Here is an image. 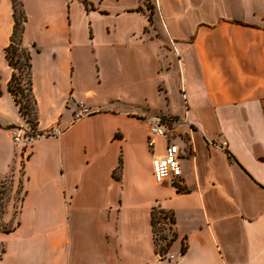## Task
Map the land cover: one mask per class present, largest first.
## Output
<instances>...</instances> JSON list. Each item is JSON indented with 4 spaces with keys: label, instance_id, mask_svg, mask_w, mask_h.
I'll return each mask as SVG.
<instances>
[{
    "label": "crops",
    "instance_id": "0c3cea01",
    "mask_svg": "<svg viewBox=\"0 0 264 264\" xmlns=\"http://www.w3.org/2000/svg\"><path fill=\"white\" fill-rule=\"evenodd\" d=\"M22 2L34 128L59 134L11 142L23 119L0 0V184L23 177L0 264H264V0H155L167 48L143 0ZM79 105L90 113L74 118ZM151 116L172 122L177 188L153 181ZM155 206L174 218L162 257Z\"/></svg>",
    "mask_w": 264,
    "mask_h": 264
},
{
    "label": "trees",
    "instance_id": "16d2710c",
    "mask_svg": "<svg viewBox=\"0 0 264 264\" xmlns=\"http://www.w3.org/2000/svg\"><path fill=\"white\" fill-rule=\"evenodd\" d=\"M13 26L9 38V44L4 49V56L8 65L12 68V74L8 83V91L13 97V100L18 108L21 117L33 116V122L30 124L34 128L36 124V101L32 94L31 88V55L30 51L23 45V33L25 23L27 21L22 0H11ZM21 99H25L24 102ZM120 168H117V171ZM11 180L10 177L5 178L0 184V216L4 213L6 199V184ZM22 187V181L19 182ZM5 196V197H4ZM23 197H19V201ZM150 224L153 234V243L155 253L162 257L175 239V234L172 231L174 218L172 213L166 212L155 206L151 209ZM14 227L0 229L2 232H10ZM171 231V237L167 238L162 232L165 230ZM160 233L159 239L164 242L163 246L157 247L156 235ZM185 250L181 248V253Z\"/></svg>",
    "mask_w": 264,
    "mask_h": 264
},
{
    "label": "built area",
    "instance_id": "2783aa9c",
    "mask_svg": "<svg viewBox=\"0 0 264 264\" xmlns=\"http://www.w3.org/2000/svg\"><path fill=\"white\" fill-rule=\"evenodd\" d=\"M264 111V99L262 101ZM90 113V110L79 105L78 111L74 113V118H78ZM171 121L160 116H151L146 120V144L152 150L156 139L164 140V151L161 154H151V173L155 184H167L177 188L181 171L179 167V147L171 140V133L168 126ZM59 130L51 128L45 133H40L31 125L22 123L18 128L11 131V141L15 145L23 147L31 146L37 139L43 136H56Z\"/></svg>",
    "mask_w": 264,
    "mask_h": 264
},
{
    "label": "rangeland",
    "instance_id": "374dc122",
    "mask_svg": "<svg viewBox=\"0 0 264 264\" xmlns=\"http://www.w3.org/2000/svg\"><path fill=\"white\" fill-rule=\"evenodd\" d=\"M144 1V4L148 10V12L150 13L151 17H150V28L151 30H153V35L155 38L159 39L160 41H164L165 39H163V36L161 35V30L159 29V26H158V23H159V18H158V11H157V7H156V4H155V0H143ZM158 21V23H157ZM161 27V26H160ZM168 42H163V45L167 48V44ZM22 102L25 101V99H21ZM90 110V109H89ZM76 111H78V108L76 109ZM23 119V123H26L28 125H31L30 122L32 121L33 122V116L32 115H29V116H25V117H22ZM19 125L17 126H13L11 128V131L13 129H16L18 128ZM12 142V141H11ZM13 144V143H12ZM15 145V144H13ZM15 146H21V145H15ZM22 149H23V152L26 151V149L30 146H26V147H23L21 146ZM24 153H22L23 155ZM11 180H9L6 184V199L8 200L7 203H6V207H5V210H4V213L6 212V209H7V206L9 204V202H11V200H13V208H14V215L16 216L17 215V209H18V204H19V197L21 196V193H22V187L20 186L19 182L22 181L23 177L22 175L20 174V178L18 180V183L15 184L13 182V179L12 177H10ZM4 196V197H5ZM3 213V214H4ZM3 214H1L0 216V229H6V228H10L12 226H8V225H4L2 222H1V217L3 216ZM167 238H170L171 237V231L169 230H165L162 232ZM159 235L160 233H158L156 235V239H157V247L159 246H163L164 242L161 241L159 239Z\"/></svg>",
    "mask_w": 264,
    "mask_h": 264
}]
</instances>
